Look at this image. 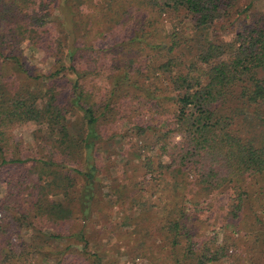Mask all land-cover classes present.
Masks as SVG:
<instances>
[{
  "label": "trees",
  "instance_id": "trees-1",
  "mask_svg": "<svg viewBox=\"0 0 264 264\" xmlns=\"http://www.w3.org/2000/svg\"><path fill=\"white\" fill-rule=\"evenodd\" d=\"M244 3L0 0V264L77 255L89 246L85 225L61 231L65 220L86 224L100 204L124 207L131 194L142 221L151 219L141 230L133 211L135 233L167 242L171 264L228 255L230 244L215 245L192 224L187 195L224 194L232 226L248 197L244 184L264 173V117L250 113L264 107V12L251 15ZM171 14L180 23L167 28ZM224 21L231 40L211 33ZM112 28L126 37L99 45L97 37L121 35ZM36 52L51 59L48 69ZM29 122L40 128L26 154L14 130ZM127 164L130 177L103 181V169ZM249 232L250 241L264 236V224ZM62 239L72 244L66 251Z\"/></svg>",
  "mask_w": 264,
  "mask_h": 264
},
{
  "label": "rangeland",
  "instance_id": "rangeland-1",
  "mask_svg": "<svg viewBox=\"0 0 264 264\" xmlns=\"http://www.w3.org/2000/svg\"><path fill=\"white\" fill-rule=\"evenodd\" d=\"M249 3H252V5L251 9L247 12L251 13V15L257 12H264V0H245L244 5ZM83 8L85 11L89 10L87 4H85ZM247 12L245 14H247ZM65 16L68 21L72 18V15L67 11L65 12ZM179 16L173 14L169 16L165 15L162 23L165 27L170 28L171 23H180L179 21L181 17ZM191 26L192 23L189 20L181 23V27L183 29L185 27L190 29ZM96 28L97 31L102 30L99 27ZM116 28L123 29L124 27ZM116 28H112L110 33H120L121 35H119V37L112 34L102 40L101 38L98 39L96 36L98 44L103 45L106 43L107 46L108 44H113L116 41L119 42L118 40L122 37L125 38V33L117 31ZM107 29L108 28H106V30ZM147 29L152 28L147 27ZM211 29L212 35H215L216 38L222 37L225 40H231L233 37L234 28L228 25L225 21L223 23H218ZM96 35L98 34L96 33ZM89 37H91V35H89ZM26 53L29 54L31 52L26 50ZM35 54L37 56L36 63L43 69H48L51 59L48 61L43 60V58L47 57V54L44 52H36ZM138 108L139 110L134 114L140 116L144 115V106L139 104ZM250 113H255L264 117V107H259V110L257 111L251 109ZM241 117L243 118V116ZM39 128L40 126L36 123L29 122L25 125L17 127L14 130V136L18 142L22 143L24 153L30 154L32 152L31 149H33L36 144L35 142H37L36 135ZM40 135L41 134H39V137ZM111 153H114V151ZM103 172H105L102 175L103 181H124L126 177L128 178L133 174V166L130 164L124 166L119 165L117 169H103ZM248 181L249 182L244 184L248 197L244 202L245 205L242 216L237 221H232L235 223L231 224L232 226H230V224L227 225L228 220L230 219L226 218L228 210L224 207V194H217L215 191L209 193L198 188L197 190H200L198 195H196V193L187 195V202L191 206L189 212L193 216L192 224L197 229L202 231L201 234L213 237L215 239V245L219 246L220 244H224L226 242L231 245L226 257H222L217 261L208 262L206 264H261V259L264 255V236L263 234H260V236L256 235L259 239L256 237L250 241L249 239L253 236V234L250 233L249 230L251 231L254 228L259 230V228H263L264 173L254 176ZM4 188L5 185L1 184L0 197L4 194ZM132 195L133 194L126 197L127 204L131 206L133 203V208L135 209L133 210L131 207V213L125 211V209L128 208V205L123 207L122 203H116L115 205L102 203L99 205L98 211L92 216L91 221L86 224L84 220L79 218L73 219L71 222L69 220H65L66 224L61 226V231H63L66 226L67 230L71 229L74 231L77 228L80 229L81 227H84L85 225V235L89 238V246L86 250L80 251L77 255L74 253H67L66 255H60V257H58L56 253H53L55 247L52 246L48 249L50 252L51 250L53 251L52 259L48 262L43 260L44 264H58V262H61L60 259H62V264H95V260L100 261L101 264H171V259L167 256V254L171 253V249L167 242L157 244L159 241L157 238H155L156 241L149 237H146L145 240H143L140 237L139 231H136L135 233V223L133 220L135 214L133 211H136L137 213L136 221L141 222L142 219L139 215L141 205L139 202L137 204L135 203L136 199L130 197ZM219 199L220 203L218 201ZM197 203H199L198 208L196 206ZM148 214H155V212L146 213V215ZM257 218H261V222H257ZM150 221V218H145V220L140 223L139 229L143 230L146 225L150 224ZM25 232L26 231H23V233ZM140 241L144 242L141 246ZM136 243L138 246H135ZM61 245L63 246V251H66V246H72V244L68 243L67 239H62ZM80 247L83 248L81 243ZM138 247L139 251L137 250ZM163 248L166 249L164 250ZM211 249L214 250L218 248L212 245L209 250ZM253 249L255 250L253 251ZM213 250L209 252L213 253ZM140 252L146 253L149 257H138Z\"/></svg>",
  "mask_w": 264,
  "mask_h": 264
}]
</instances>
